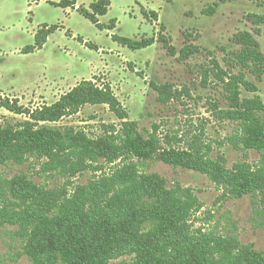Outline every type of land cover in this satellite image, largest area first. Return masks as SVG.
I'll list each match as a JSON object with an SVG mask.
<instances>
[{"label":"rangeland","instance_id":"rangeland-1","mask_svg":"<svg viewBox=\"0 0 264 264\" xmlns=\"http://www.w3.org/2000/svg\"><path fill=\"white\" fill-rule=\"evenodd\" d=\"M62 1L71 0H0L2 126L17 130L33 122L27 112L18 115L3 108L6 101L17 100L33 113L53 105L81 82L92 81L111 87L128 114L126 121L136 123L145 140L155 133L159 154L167 159L139 165L134 152L123 148L111 160L100 158L88 162L83 171L65 175L48 158L27 154L23 163L0 167L2 180L25 176L43 188L72 193L75 187L134 162L141 172L163 178L167 189L198 200L187 219L189 230L222 237L236 254L263 252L264 195L239 196L228 184L234 178H223L215 168L211 174L206 166L217 164L239 175L240 169L254 172L264 163V151L245 148L238 123L220 117L229 109L220 77L228 80L244 72L257 90L242 87L241 96L257 95L264 103V74L258 78L241 68L236 55L240 46L233 41L235 35L249 33L264 55V0H110L108 14L100 17L103 29L72 7L53 4ZM95 1L76 3L89 9ZM39 33L40 40H46L44 46L24 53L27 47H36ZM113 35L139 41L154 38L155 43L133 51L114 42ZM188 45L198 50L185 58L182 50ZM43 125L74 128L91 140L108 137L121 147L125 144L122 121L104 105H87L58 123L41 122L35 130ZM197 156L199 169L188 167ZM3 188L0 184V210L13 214L26 207L27 202L15 200ZM18 228L10 223L0 227V264H31L21 256L23 237L16 233ZM130 262L131 256L119 255L108 264Z\"/></svg>","mask_w":264,"mask_h":264},{"label":"trees","instance_id":"trees-1","mask_svg":"<svg viewBox=\"0 0 264 264\" xmlns=\"http://www.w3.org/2000/svg\"><path fill=\"white\" fill-rule=\"evenodd\" d=\"M54 5L73 7L75 0ZM110 5V0H98L89 9L79 8L78 12L103 29L99 17L108 14ZM42 37L39 33L35 37L36 47H27L24 53L42 48L46 42L40 40ZM112 40L133 51L155 43L154 38L139 41L118 35H113ZM233 41L240 46L236 55L241 68L261 78L264 55L258 41L249 33L237 34ZM197 50L188 45L182 54L187 58ZM220 79L229 105L227 111H221L220 117L232 118L238 123L245 148L263 152L264 103L257 95L241 96L242 87L254 92L256 87L246 79L244 72L230 75L228 80ZM87 105L108 106L116 114L124 128L123 147L108 137L91 140L74 128L61 130L43 125L35 130L41 122L58 123ZM2 107L18 115L27 112L33 122L27 121L17 130L5 128L0 122V167L8 162L23 163L27 154H35L48 158V162L65 175L74 174L86 169L88 162H97L100 158L111 160L123 148L134 152L140 159L139 165L148 160L167 159L159 154L155 133L145 140L137 131V124L126 121L128 114L110 86L100 87L92 81H83L53 105L33 113L17 100H8ZM138 164L131 162L111 176L90 180L86 185L75 187L72 193L43 188L25 176H16L10 181L0 176V184L5 185L15 200L27 202L26 207L13 214L6 208L0 210V227L8 223L19 227L16 233L23 237L21 256H27L31 264H108L119 255L131 256L130 264H264V251L236 254L229 245L225 246L222 237L201 232L198 235L189 230L187 219L198 200L190 193L179 196L178 190L167 189L163 178L141 172ZM198 164L197 156L187 165L197 170ZM206 167L211 174L215 168L223 173V178H234L228 184L239 196L264 195V163L254 172L238 170L240 180L238 174L229 173L217 164Z\"/></svg>","mask_w":264,"mask_h":264},{"label":"crops","instance_id":"crops-1","mask_svg":"<svg viewBox=\"0 0 264 264\" xmlns=\"http://www.w3.org/2000/svg\"><path fill=\"white\" fill-rule=\"evenodd\" d=\"M71 1H73V0H71ZM98 1V0H97ZM34 2H37V1H34ZM96 2V1H95ZM61 3V2H60ZM94 3V2H93ZM54 4V3H53ZM58 4V3H57ZM92 4V3H91ZM90 4V5H91ZM111 6V5H110ZM90 7V6H89ZM74 10H77L78 11V9L79 8H81V7H78V5H77V3H76V0H75V5L72 7ZM99 22H100V17H99ZM101 24V23H100ZM97 27V26H96ZM103 27H104V25H103ZM105 28V27H104ZM87 43V42H86Z\"/></svg>","mask_w":264,"mask_h":264}]
</instances>
